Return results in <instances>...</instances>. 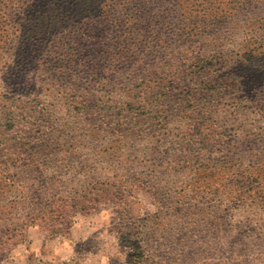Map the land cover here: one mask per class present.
Returning <instances> with one entry per match:
<instances>
[{
    "label": "rangeland",
    "instance_id": "1",
    "mask_svg": "<svg viewBox=\"0 0 264 264\" xmlns=\"http://www.w3.org/2000/svg\"><path fill=\"white\" fill-rule=\"evenodd\" d=\"M57 2L0 0V115L28 112L24 129L47 132L28 144L0 133V231L28 224L0 264H264V46L242 49L240 106L225 96L204 117L217 102L197 98L167 111L166 127L143 108L126 126L90 125L26 63L22 40L6 44Z\"/></svg>",
    "mask_w": 264,
    "mask_h": 264
},
{
    "label": "trees",
    "instance_id": "2",
    "mask_svg": "<svg viewBox=\"0 0 264 264\" xmlns=\"http://www.w3.org/2000/svg\"><path fill=\"white\" fill-rule=\"evenodd\" d=\"M59 1L33 32L14 33L6 44L11 49L22 40L18 51L26 63L53 85L60 84L59 92L69 96L75 116L90 125L126 126L131 124L129 116L143 108L147 119L163 118L166 127L171 122L167 111L185 101L193 105L197 98L217 102L206 112L198 111L204 117L221 107L225 96V106H240L245 83L242 49L264 46V0ZM98 91L104 98L95 99ZM114 113L119 117L111 120ZM27 115L1 112L0 133L18 144L46 135L40 125L24 129L21 119ZM34 129L43 133L33 138ZM42 167L46 170L45 163ZM238 177L241 185L245 175L240 172ZM37 217L31 216L32 224ZM26 225L18 227V234L0 231L4 256L12 250L11 243L26 238Z\"/></svg>",
    "mask_w": 264,
    "mask_h": 264
}]
</instances>
